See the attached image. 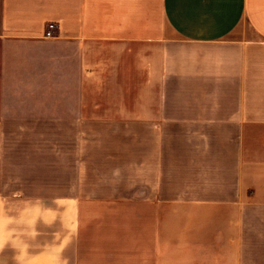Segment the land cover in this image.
<instances>
[{"label": "crops", "instance_id": "crops-1", "mask_svg": "<svg viewBox=\"0 0 264 264\" xmlns=\"http://www.w3.org/2000/svg\"><path fill=\"white\" fill-rule=\"evenodd\" d=\"M0 264H264V0H0Z\"/></svg>", "mask_w": 264, "mask_h": 264}, {"label": "built area", "instance_id": "built-area-1", "mask_svg": "<svg viewBox=\"0 0 264 264\" xmlns=\"http://www.w3.org/2000/svg\"><path fill=\"white\" fill-rule=\"evenodd\" d=\"M56 28V23L54 22H49L47 24V29H46V33H45V37H54V30Z\"/></svg>", "mask_w": 264, "mask_h": 264}, {"label": "rangeland", "instance_id": "rangeland-1", "mask_svg": "<svg viewBox=\"0 0 264 264\" xmlns=\"http://www.w3.org/2000/svg\"><path fill=\"white\" fill-rule=\"evenodd\" d=\"M17 43H25V42H22V41H19V42H17ZM14 47H17V48H19V49H17L16 50V52L17 53H19V52H23L24 53V51L25 52H28L29 50H28V46H25V44L23 45H16V46H14ZM12 52V51H11Z\"/></svg>", "mask_w": 264, "mask_h": 264}]
</instances>
